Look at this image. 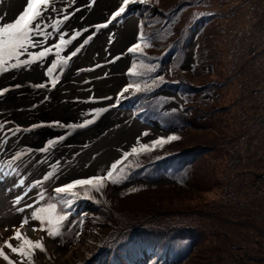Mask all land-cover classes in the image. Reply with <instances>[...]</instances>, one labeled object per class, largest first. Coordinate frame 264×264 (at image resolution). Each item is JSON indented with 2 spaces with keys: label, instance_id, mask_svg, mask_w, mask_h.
Segmentation results:
<instances>
[{
  "label": "rangeland",
  "instance_id": "rangeland-1",
  "mask_svg": "<svg viewBox=\"0 0 264 264\" xmlns=\"http://www.w3.org/2000/svg\"><path fill=\"white\" fill-rule=\"evenodd\" d=\"M73 1L75 0H55L54 2L55 4H69ZM164 1L169 0H129L126 5L123 0H118L117 8L107 16L105 21L107 25L112 26L122 24L128 18L133 17L137 22V36L123 52V57L129 61V66L125 71V86L116 93L113 102L109 105V108L115 107L118 112L111 116L116 123L102 135L137 123V118H140L144 122L140 124L142 126H160L159 141L149 139L142 142L135 149H131V155L123 151L128 159L121 160V157L114 163H101L91 175V177L98 175L93 178V183L82 188V191H86V195L90 194L91 197L84 204L85 209L73 215L75 208L67 210L68 207L63 205V212L67 216L61 229L55 228L56 215L50 216L53 227L47 229L42 241L49 255L36 253L33 258L28 255L29 248L24 243V240L29 238L28 235L19 233V238H16L17 231L13 233V230L27 224L28 218L36 230L45 227L37 215L38 208L44 205L43 193H53L54 185L57 184L58 187L64 174L71 172L70 166H74L79 153H75L62 165L56 164L55 169L49 170L47 174L53 176L46 180V185L36 181L32 189L28 188L31 187L30 182L32 181H27L30 175L25 174L27 172L23 173L24 170L20 165H18L19 169H14L13 172L9 171L6 166L4 169L6 183H4L5 178L0 179V194L5 198H0V200L7 199V204L3 207L7 220L2 227L8 233L5 241L7 237L12 240L8 243L12 247H8L5 253L2 251L4 259L1 256L0 264H32L33 259L37 261L42 259L47 264H94L92 259L98 257H100L98 261L101 262L116 261V259L121 261L122 257L118 253L121 244L112 248H103L105 241L112 244L111 239L115 236L119 239L122 234L134 238L135 232L138 235L142 233V237L146 233L149 235L157 232L173 234L174 229L185 233L187 228H191L188 226L189 222L202 232L203 237L198 251L194 249L190 256L180 264H235L232 257H241L248 264H264V182L254 180V177L249 174H264V0H241V3L246 2V4L243 8L242 19L240 18L239 21L236 18L223 19L216 28L214 26L212 29V25L198 29L196 25L191 38L194 41L189 44L186 41L192 33L191 23L185 20V28L181 27L182 30H179L182 32V40L174 45L175 50L168 52L169 42L164 35L167 23L160 16L158 18ZM237 1L227 0L226 6L233 5ZM121 7L125 8V12L115 17L109 24V18L112 16L113 19V14ZM134 7L137 8L134 9ZM156 8H159V12ZM242 25L245 27L241 28ZM247 26L252 29L248 37H246ZM220 28L226 29V32L221 31L218 34ZM209 32L212 34L211 39L205 38ZM97 35L95 31L83 38L78 42L76 49L83 50ZM213 35L217 36L213 37ZM154 46H156L155 53L158 59L147 55L152 51L148 48ZM193 48H195L194 60L191 62L188 55L191 54ZM209 48L210 55L204 57ZM170 54L173 56L169 60ZM197 60L199 63L196 65ZM43 65L44 63L39 67L29 66V71L27 69L26 73L41 71V68H44ZM202 65L208 66L203 67L202 70ZM193 67H196V71L192 74ZM175 78L183 81L173 82ZM173 83L181 84L180 89L185 96L174 93L176 85ZM191 87L197 91H190ZM144 92H148L149 98L143 102H152L153 111L145 112L143 106L139 104L140 94ZM212 95V101L214 103L218 101L216 105H211L207 101L212 99ZM132 96L135 97L132 98ZM8 100H11L10 103L7 102ZM8 100L3 104L4 109H9L14 102H17L16 98ZM121 101L125 107L120 105ZM129 101L139 105L134 106ZM188 103H190L191 112L186 110ZM178 112L182 113L187 120H184ZM209 112L212 113L209 114ZM94 117H96L95 113L90 116L89 120L94 121ZM38 124L50 128L58 125L64 126V123L56 125L47 121ZM89 128L87 127L85 131ZM196 129L206 130L196 131ZM182 134H184L183 141L174 149L171 148L172 146L164 148L167 140ZM59 137L60 141L56 145L46 147L43 151L48 152V149H54L53 147L64 140L61 136ZM16 140L15 137L8 140L7 134L3 132L0 135L1 158L7 160L12 167L17 166L16 160L15 163L12 161L18 152L14 146V143L19 146ZM194 146L199 151L201 150L198 148L205 147L209 152L200 153L193 162V165L197 163L194 168L196 183L193 190L182 189L177 185V179L181 178L182 172L166 177L160 171L154 179L150 180L137 177L138 174L141 177L155 174V169L147 171L145 168H140L143 165L149 162L155 163L153 167L156 164L161 165L168 153L170 155L174 150ZM93 159L86 163L87 168L95 163L96 159ZM187 159L192 161L191 158ZM122 162L124 164L119 168ZM117 163L120 170L113 172L116 167L112 166ZM185 165L186 163L183 166ZM111 167L112 169L109 170ZM138 168H140L138 171L142 169L143 171L135 173L134 170ZM190 169L187 170L191 172L192 168ZM109 171L115 174L113 179L118 182L106 186L100 181V175L108 174ZM161 176L163 177L155 180ZM233 179L235 180L231 183ZM65 182L67 183V180L64 184ZM227 183L232 186L231 192L234 191L236 205L239 206L232 204L235 207V216L231 219L232 224L228 225L216 220L211 222L209 219H200L196 215L181 214H190L191 211H198L197 209L221 199ZM216 185L218 187H215ZM106 192H109L108 198L102 195ZM20 199L26 201L25 209L21 207ZM45 202L49 204L48 201ZM33 203L36 208L29 209ZM52 207L56 211H61L62 205L59 201H53ZM208 208L205 209L208 210ZM80 215L84 220L77 227L72 224V221ZM96 223L103 227L100 228L98 225L96 228ZM66 226L70 234L62 232ZM132 232L133 234L129 235ZM80 244L85 248L81 251V257H72V251L81 247ZM230 245L237 247L232 253L228 250V254L232 255L230 260L213 254L218 247ZM242 245L244 248L238 250ZM55 246L61 247L62 256L57 253ZM175 246L177 245L162 241L157 248L152 249L143 242L138 256L142 260V257H149L150 253H153V257H149L148 264H157V261L154 262V251L164 257L163 249ZM12 248H16L17 251H13ZM100 251L101 253L96 256ZM17 257H19L18 260ZM176 263L177 261L171 264ZM119 264L125 263L121 261Z\"/></svg>",
  "mask_w": 264,
  "mask_h": 264
},
{
  "label": "bare ground",
  "instance_id": "bare-ground-1",
  "mask_svg": "<svg viewBox=\"0 0 264 264\" xmlns=\"http://www.w3.org/2000/svg\"><path fill=\"white\" fill-rule=\"evenodd\" d=\"M54 1L50 0V10L43 13L42 30L32 34L35 45L28 40L22 50L16 51L9 43L0 44V135L11 130L7 139L15 137L19 144L14 143L20 155L16 163L32 181L43 178L56 164L62 165L79 153L74 166H70L71 172L62 177L60 187L91 178L101 163L124 159L126 153L130 154L131 149L142 142L159 141L161 132L157 127L142 126V122L136 120L137 123L102 135L116 123L111 116L118 112L109 105L126 83L129 61L123 57V52L137 36L136 19L131 17L112 26L105 23L107 16L117 8L118 0H75L69 4ZM25 12L30 16L35 14V7L29 11L26 0H0V25L14 23ZM95 31L97 37L83 50L75 51L78 42ZM43 63L41 71L26 73L29 66L39 67ZM7 88L13 89L2 93ZM12 98L17 102L4 109V102ZM94 113L98 121L93 125L85 123ZM42 121H58L64 126L44 127L38 124ZM34 125L36 127L31 128ZM59 136L64 140L44 152L49 142L57 140L56 145L60 141ZM92 158L96 161L87 168L85 165ZM143 168L155 169L152 162ZM0 198L5 197L0 194ZM6 204L7 199L0 200V249L5 251L9 240L7 237L5 241L8 233L2 227L7 220L3 208ZM22 230L37 238L41 236L31 227L25 226ZM83 248L81 245L74 249L71 256L81 257ZM55 250L62 256L61 247L55 246Z\"/></svg>",
  "mask_w": 264,
  "mask_h": 264
},
{
  "label": "trees",
  "instance_id": "trees-1",
  "mask_svg": "<svg viewBox=\"0 0 264 264\" xmlns=\"http://www.w3.org/2000/svg\"><path fill=\"white\" fill-rule=\"evenodd\" d=\"M226 2H227V0H224V1L220 0L219 2H217V0H169L167 2L164 1L162 3L163 5H162L161 11L160 12L158 11L159 8H156V10L159 12L158 18L160 16L165 21V23H167V29H166V31L164 30V35L166 36V39L169 42L168 47H167V52L170 50H175L176 48L174 45L182 40V32L179 30H182L181 27L183 29L185 28V26H186V25H184L185 20H186V22L191 23L190 30L192 31V33H191V36L188 37V39L186 41L187 44H189L190 42L194 41V39L192 40L191 38L194 35L193 28L196 25H198L197 29L202 27V26L212 25L211 26V29H212L214 26L216 28V26L223 19L236 18L237 21H239L240 18L242 19L243 8H244L246 2L241 3V0H238L235 4L227 5V6H226ZM158 4H159V2H158ZM236 5H238V6H236ZM240 9H242V11H240ZM184 12H185V16L183 17ZM238 27H240V26H238ZM244 27L245 26H243V25L241 26V28H244ZM251 30H252L251 27H248V26L246 27V37L251 35ZM172 31H174V32L172 33ZM221 31L226 32V29L220 28L218 34H220ZM240 32H243V31H240ZM160 34H163V33L160 32ZM217 35H213V37H216ZM211 36H212V34L209 32L206 34L205 38L211 39ZM241 36L244 37V35H241ZM156 46L148 48V49H152V51L150 53H148L147 55L150 57H154V58L158 59L159 57L155 53ZM171 47H173V49H171ZM198 55H199V53H198ZM207 55H210V48L204 57H206ZM171 56H172V54H170L168 56L169 60L171 59ZM198 63H199V61L197 60L196 65ZM209 65H211V64H209ZM205 66H208V65H202L201 69L203 70V67H205ZM195 71H196V67H193L192 74L195 73ZM175 79L176 80H173V82H182L183 81V80H179V78H175ZM174 84L176 85V83H174ZM179 85L181 86V84H179ZM179 85H176V89L174 91L180 92L183 94ZM208 88H211V86H208ZM189 90L190 91H197L195 88H192V87L189 88ZM147 94H148V92H144L143 94H140L139 100H142V101L147 100L149 98V96ZM133 97H135V96H132V98ZM212 100H213V95H212V99H209L207 101H209L211 105H216V103L218 101L216 103H214ZM144 104H145V108H144L145 111H153L154 110L152 102H147ZM187 107H188V109H186V110L191 112L190 103H188ZM215 110H216V108L214 109L213 112H215ZM211 113L212 112H209V114H211ZM204 130H206V129H201V130L196 129V131H204ZM183 136H184V134L177 136V137L170 138L169 140H167L165 142L164 148L166 146L167 147L172 146L171 148L174 149V147L176 145L180 144L183 141V139H184ZM218 138L219 137H217V139ZM226 144H228V143H226ZM198 149H200L201 151L197 150L196 146L190 147V148H181L178 150H174V152L172 153V157L173 156L182 157L185 155H191L192 157H194V160H193V162H194L199 157L200 153L206 154L207 152H209L205 147H201ZM249 149H250V146H249ZM216 150H217V147H216ZM150 153H151V151H150ZM193 162L191 163L192 171L190 172L191 169L190 170L186 169V170L182 171L181 178L177 179V185L179 186V188L189 189V191L194 189L195 183H196V171L194 170V168L197 165V163L195 165H193ZM150 163L151 162H149V164ZM152 163L154 164V162H152ZM249 174L254 177V180L264 182V174H257V175H254L253 173H249ZM234 180L235 179L231 180L230 182L232 183ZM215 187H218V186L216 185ZM231 190H232V186L229 183H227L225 185L224 194H223L221 199H218L214 203L209 204L205 207H201V208L197 209L198 211H191L190 214H184V213H181V214L184 216L196 215L200 219H209L211 222L213 220H216V221H222V222H224V224H228V225L232 224L231 219L235 216V214H234L235 207L232 204L236 205V199L234 197V191L231 192ZM206 207H209L208 210L205 209ZM237 207H239V206H237ZM183 211H190V210H183ZM187 222H189V221H187ZM98 225L99 224H96L95 227L97 228ZM99 226H100V228L103 227L101 225H99ZM188 226H190L191 228H188V232L185 233V236L191 237V239L189 241H191L192 244L189 247H183L182 248L183 257L181 260L177 261V264H180L183 261H185L190 256V254L194 251V249L196 251H198V248H199L198 246L200 245V243L202 241V237H203L202 232L199 231V229H197L191 222H189ZM242 248H244L243 245L240 246L238 248V250H240ZM233 249H237V247L232 246V245L220 246L213 251V254H216L217 256H221L224 259L226 258V259L230 260V257H232V255L228 254V250H230L232 253ZM168 250L172 254H174L176 251V250H173L172 248H170ZM246 258H248L247 255H246ZM232 260L235 262V264L236 263L248 264L247 261L242 259L241 257L240 258L232 257Z\"/></svg>",
  "mask_w": 264,
  "mask_h": 264
},
{
  "label": "snow or ice",
  "instance_id": "snow-or-ice-1",
  "mask_svg": "<svg viewBox=\"0 0 264 264\" xmlns=\"http://www.w3.org/2000/svg\"><path fill=\"white\" fill-rule=\"evenodd\" d=\"M128 2L129 0H123V3L125 5L128 4ZM26 4L29 11H32L35 7L34 15L30 16L29 12H25L24 14L20 15L19 18L16 19L14 23L0 25V44L9 43L13 46V49L16 51L22 50L25 47V44L28 40H31L32 44L35 45L36 39L32 34L37 33L39 30H42L43 25L40 23V21L43 19V13L45 12V10H50L49 7L50 0H26ZM39 5H44V7H39ZM123 12H125V8L124 7L119 8L118 11L113 14V18L118 17ZM74 54L75 52H73V55ZM42 55L43 53H41V56ZM125 91H127V89H125ZM53 123L59 124L60 122L57 121ZM85 123H91V121H86ZM66 127H70V126H66ZM109 176H111V173H109ZM74 183L86 184V183H91V181L81 180ZM66 187L70 189L73 187V185H68ZM56 191L63 193L65 192V188L64 187L57 188ZM16 238H19L18 232ZM36 243L37 246L42 247V245H40L39 242ZM8 247H12V246L8 245ZM12 250L17 251L16 248H12Z\"/></svg>",
  "mask_w": 264,
  "mask_h": 264
},
{
  "label": "water",
  "instance_id": "water-1",
  "mask_svg": "<svg viewBox=\"0 0 264 264\" xmlns=\"http://www.w3.org/2000/svg\"><path fill=\"white\" fill-rule=\"evenodd\" d=\"M188 57H189V60H190L191 62H193V54L191 53Z\"/></svg>",
  "mask_w": 264,
  "mask_h": 264
}]
</instances>
